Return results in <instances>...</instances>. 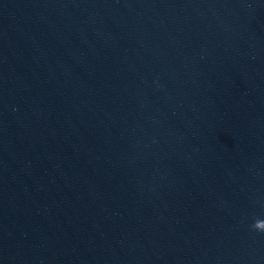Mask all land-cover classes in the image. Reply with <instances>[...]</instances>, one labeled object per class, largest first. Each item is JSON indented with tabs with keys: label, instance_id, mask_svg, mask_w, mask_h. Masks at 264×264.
Masks as SVG:
<instances>
[{
	"label": "water",
	"instance_id": "obj_1",
	"mask_svg": "<svg viewBox=\"0 0 264 264\" xmlns=\"http://www.w3.org/2000/svg\"><path fill=\"white\" fill-rule=\"evenodd\" d=\"M0 264H264V0H0Z\"/></svg>",
	"mask_w": 264,
	"mask_h": 264
}]
</instances>
